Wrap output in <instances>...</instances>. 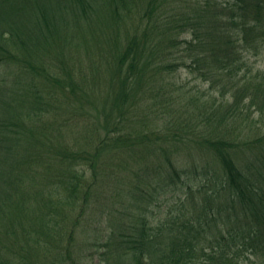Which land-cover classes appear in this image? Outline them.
<instances>
[{"label":"trees","instance_id":"16d2710c","mask_svg":"<svg viewBox=\"0 0 264 264\" xmlns=\"http://www.w3.org/2000/svg\"><path fill=\"white\" fill-rule=\"evenodd\" d=\"M262 47L264 0H0V264L264 260V134L239 127ZM180 67L221 99L153 88Z\"/></svg>","mask_w":264,"mask_h":264},{"label":"rangeland","instance_id":"374dc122","mask_svg":"<svg viewBox=\"0 0 264 264\" xmlns=\"http://www.w3.org/2000/svg\"><path fill=\"white\" fill-rule=\"evenodd\" d=\"M243 62L245 64V67L244 69H242L240 74L245 72L246 69L249 70L247 74L251 76H254L256 73L264 72V47H262L260 49V52L257 53L256 55H253V54L245 55L243 57ZM187 63H189V61H187ZM238 63L239 62H237L236 64ZM98 70L103 76L98 74V78H100L98 80V86L96 85L97 87L95 89H91L90 96H91L92 101H94L98 107H101L103 104L102 98L106 90L108 89L109 83H108V76H105L106 70H103L102 68H98ZM83 73L85 74L86 72L84 71ZM212 77H214L215 79H207L204 81V79L201 76H199L196 71H194L193 67L191 68L190 67H187V68L180 67L174 73L169 72V71L162 72L161 75L159 76L158 81L155 83L156 86H154L153 88L162 87L161 89L162 92L169 91L174 96L177 90L180 89L181 92L187 94V95L182 94L184 95L182 99L190 96V94L196 97L200 96L202 98L201 100L203 101H205V99L212 100L216 96L221 99V96L223 95L222 86L225 83L226 79L215 76V75H213ZM88 81H91V79H88ZM209 82H212V83H209ZM168 84H171V85L168 86ZM172 84L174 86H172ZM144 89H145V85H142V87L140 88V92ZM138 94L140 95V93ZM169 94L170 93H168L167 95ZM152 96L153 98L151 97V100L156 101L158 97L155 95H152ZM224 99H226V97H224ZM164 105L166 106V103ZM258 105L259 104L256 103L250 108H243L241 110L243 114L240 119L239 127L242 130L243 134L247 135L251 139L260 137L264 134V109L260 110ZM182 106H183L182 110H180L179 107L165 110V113H167V115L165 116H169L171 112L172 113L174 112L175 115L182 114L185 110L184 102ZM137 114L140 115L139 111H137ZM180 191L181 189H177V192L179 194H180ZM167 197H168V200L166 201L165 211L164 209L160 210L159 213L157 214L158 218H164L171 214L178 215L179 211L183 212V209L181 208L183 204L182 199L178 200L177 197H173L172 195L171 196L168 195ZM167 208L169 209L168 211H167ZM99 211L100 209L93 208L91 215L93 214L94 215L92 216V218H95V215H97ZM96 223L97 222L95 221V219L93 221H91L89 218L87 219V225H92V224L96 225ZM101 227H104V225H102ZM82 241H83V237L77 234V240H76L77 247L81 246ZM64 245L65 243H62L61 246H64ZM84 245H86L85 242H83L82 246ZM90 252H92L91 256L89 255ZM100 252L101 250L96 252L95 250L90 249L88 253L85 252V255H88V256H86L85 259L81 263L82 264L100 263V259H101V256L99 255ZM243 257L244 259L242 258L243 260H241L242 264H264V260L261 258L252 256V255L251 256L249 255V257H246L245 255H243Z\"/></svg>","mask_w":264,"mask_h":264}]
</instances>
